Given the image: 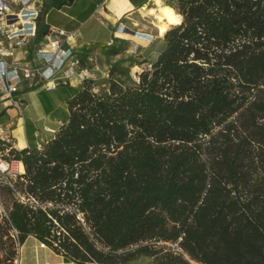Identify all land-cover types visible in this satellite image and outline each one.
I'll use <instances>...</instances> for the list:
<instances>
[{"label":"trees","instance_id":"obj_1","mask_svg":"<svg viewBox=\"0 0 264 264\" xmlns=\"http://www.w3.org/2000/svg\"><path fill=\"white\" fill-rule=\"evenodd\" d=\"M169 5L148 68L121 85L112 66L104 93L83 79L41 148H10L33 201L0 186V264L11 225L76 264H264V0Z\"/></svg>","mask_w":264,"mask_h":264},{"label":"crops","instance_id":"obj_2","mask_svg":"<svg viewBox=\"0 0 264 264\" xmlns=\"http://www.w3.org/2000/svg\"><path fill=\"white\" fill-rule=\"evenodd\" d=\"M53 1L57 3L55 6L51 3ZM151 1L155 0H34L39 9L36 29L43 24L47 32L41 36L35 35L30 47L34 49L44 44L50 30H64L73 34L66 40L65 48L81 60L83 55L91 51H101L112 44L121 31H132L129 28L130 21L138 11L148 7ZM10 6L16 9L14 4ZM134 32L137 33L134 35L136 38L143 39L146 36L150 38L146 41V46L154 40L150 34L141 32L143 35L141 37L137 31ZM15 55L18 58L22 57L20 49L15 50ZM5 59L10 61L11 57L6 56ZM91 78H94L93 72ZM106 85L107 82L103 87ZM80 88L82 80L78 76L52 90H45L40 86L31 88L23 86L18 92L19 97L21 99L24 97L26 101L21 111L17 107L8 106L0 97V121L9 126L12 148L16 150L29 146L41 148L60 123L67 118V100L73 95L74 89ZM105 90L104 92L108 91ZM3 151L0 149V152ZM18 264L76 263L54 252L48 246L39 247V241L30 235L19 246Z\"/></svg>","mask_w":264,"mask_h":264},{"label":"built area","instance_id":"obj_3","mask_svg":"<svg viewBox=\"0 0 264 264\" xmlns=\"http://www.w3.org/2000/svg\"><path fill=\"white\" fill-rule=\"evenodd\" d=\"M10 4H14L16 9H12ZM38 16L39 9L34 0H0V97L8 106L17 107L20 111L23 101L18 92L23 86H40L52 90L74 76L83 80L91 79L92 75L91 69L83 67L79 59L65 48L66 40L73 34L64 30H50L46 35L47 41L31 49L30 42L36 35ZM16 49H20L21 58L16 57ZM6 56L11 57V60L7 61ZM0 142L9 144L0 152V186L8 187L17 201L32 203L33 199L26 197L17 185L22 179L24 167L20 160L8 157L12 137L8 124L2 121ZM0 216H6L1 199ZM9 234L16 248L13 263L18 264V231L11 225ZM39 247L47 245L39 241Z\"/></svg>","mask_w":264,"mask_h":264},{"label":"rangeland","instance_id":"obj_4","mask_svg":"<svg viewBox=\"0 0 264 264\" xmlns=\"http://www.w3.org/2000/svg\"><path fill=\"white\" fill-rule=\"evenodd\" d=\"M155 1H151L148 7L156 8L158 4L169 5L176 0H160L158 4ZM148 7L138 11V13L134 15L133 19L130 21L131 26L129 28L132 32H127L123 29L125 31H121V33L117 35V38L113 40V43L108 45L105 49H102L101 51H91L83 55V58L79 60L83 67H88L91 69V72H93L94 78H91L90 80L93 86V91L103 93L106 91L105 89H108V85L103 87V84L109 79V70L112 66L117 67L116 72L112 75V78L121 85L130 84L131 80L137 77V73L139 71L148 68V61L153 59L159 49L163 46V40L161 38L163 35H158L156 29L157 20L153 14H148ZM134 31H137L140 34L138 36L141 37L143 36L141 32L150 34L154 37L153 42L146 46V41L150 38H136L134 37ZM22 100L24 103L23 105H25V98L23 97ZM1 196L5 205H8L10 200L9 196L3 193ZM14 249L15 255L16 248ZM152 263V257H141L133 264ZM192 263L199 264L193 261Z\"/></svg>","mask_w":264,"mask_h":264},{"label":"bare ground","instance_id":"obj_5","mask_svg":"<svg viewBox=\"0 0 264 264\" xmlns=\"http://www.w3.org/2000/svg\"><path fill=\"white\" fill-rule=\"evenodd\" d=\"M160 1V0H159ZM159 1H155L157 4ZM148 14H153L157 20L156 29L159 36L164 35L165 31L172 25H177L181 22V15L168 4L157 5L156 8L147 9Z\"/></svg>","mask_w":264,"mask_h":264},{"label":"water","instance_id":"obj_6","mask_svg":"<svg viewBox=\"0 0 264 264\" xmlns=\"http://www.w3.org/2000/svg\"><path fill=\"white\" fill-rule=\"evenodd\" d=\"M132 32V31H131ZM134 34H137L136 32H133Z\"/></svg>","mask_w":264,"mask_h":264}]
</instances>
